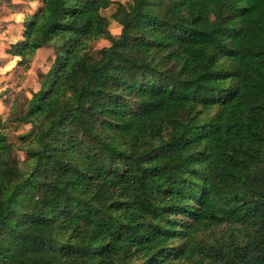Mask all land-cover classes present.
<instances>
[{"label": "trees", "instance_id": "16d2710c", "mask_svg": "<svg viewBox=\"0 0 264 264\" xmlns=\"http://www.w3.org/2000/svg\"><path fill=\"white\" fill-rule=\"evenodd\" d=\"M32 1L0 264H264V0Z\"/></svg>", "mask_w": 264, "mask_h": 264}, {"label": "rangeland", "instance_id": "374dc122", "mask_svg": "<svg viewBox=\"0 0 264 264\" xmlns=\"http://www.w3.org/2000/svg\"><path fill=\"white\" fill-rule=\"evenodd\" d=\"M31 0H0L5 6L8 8L10 7L12 10H17L19 12L23 11L28 6L31 8L30 10H35L39 4L37 2L30 4ZM121 3H127L131 0H115ZM113 12L112 9L107 10L105 12V15H110ZM120 26L117 23L111 24V32L113 35H120V32L118 30ZM23 29H19V33H21ZM17 40V39H16ZM11 43H7V46L2 49L0 52L3 54L5 51H9L13 44L15 43V40H11ZM110 46V43L102 40L95 46V57L99 58V51L105 47ZM54 59V50L51 47H44L41 50H39L36 55L34 56V59L31 63V68L27 72H23L22 67L16 66V61L19 59H12L9 66L5 68H9L11 73V80L13 87L10 89H3L0 86V95L3 97L0 98V113L3 115V118L6 119L8 117L10 108L12 106L13 101L22 95H25L27 97H31L32 92H37L40 89V82L38 78L39 73H47L49 71L50 65ZM5 93V94H4ZM11 130V139L13 141H18L16 137H18L20 134L29 131L30 126H18L17 129L15 128ZM19 156L21 159H24L23 153H19Z\"/></svg>", "mask_w": 264, "mask_h": 264}, {"label": "crops", "instance_id": "0c3cea01", "mask_svg": "<svg viewBox=\"0 0 264 264\" xmlns=\"http://www.w3.org/2000/svg\"><path fill=\"white\" fill-rule=\"evenodd\" d=\"M29 3L33 4L35 2L31 0ZM30 9L31 8L28 6L23 11L19 12L17 10H12L10 7L8 8L2 2H0V52L3 48H5V46H7L8 42L9 44L11 43V40H15V43H17L19 40L23 39V34L25 31L23 24L25 18L24 15L26 11L32 12ZM19 29H23V31L19 33ZM118 30L121 34V27L118 28ZM12 59L19 58L11 55L9 51H5L3 54L0 53V86L3 89H10L13 87L11 73H9L10 69L5 68L9 66ZM17 62L18 61H16V66Z\"/></svg>", "mask_w": 264, "mask_h": 264}]
</instances>
